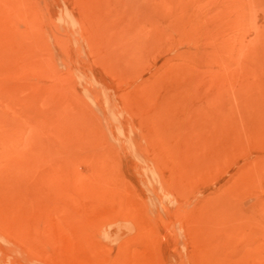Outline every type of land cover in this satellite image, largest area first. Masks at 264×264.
Masks as SVG:
<instances>
[{"label":"rangeland","instance_id":"rangeland-1","mask_svg":"<svg viewBox=\"0 0 264 264\" xmlns=\"http://www.w3.org/2000/svg\"><path fill=\"white\" fill-rule=\"evenodd\" d=\"M0 264H264V0H0Z\"/></svg>","mask_w":264,"mask_h":264}]
</instances>
